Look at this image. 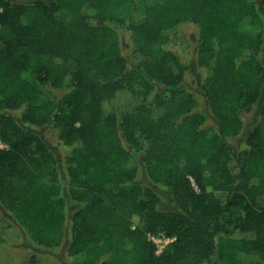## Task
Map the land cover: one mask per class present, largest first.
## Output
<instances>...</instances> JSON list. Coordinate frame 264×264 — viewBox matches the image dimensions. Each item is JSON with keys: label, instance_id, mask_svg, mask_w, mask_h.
I'll list each match as a JSON object with an SVG mask.
<instances>
[{"label": "trees", "instance_id": "obj_1", "mask_svg": "<svg viewBox=\"0 0 264 264\" xmlns=\"http://www.w3.org/2000/svg\"><path fill=\"white\" fill-rule=\"evenodd\" d=\"M0 9L7 217L38 246L65 248L67 264H264V0H0ZM188 24L203 102L169 48ZM48 127L70 148L62 157L38 133ZM140 164L175 211L137 182ZM152 234L172 239L160 254Z\"/></svg>", "mask_w": 264, "mask_h": 264}, {"label": "rangeland", "instance_id": "obj_2", "mask_svg": "<svg viewBox=\"0 0 264 264\" xmlns=\"http://www.w3.org/2000/svg\"><path fill=\"white\" fill-rule=\"evenodd\" d=\"M17 1V0H11ZM149 1V0H147ZM142 14V5L138 7L134 13V19H139ZM249 21L245 20L240 29L242 31H249ZM172 37L174 42L169 46L180 58L187 63L191 68L188 72L184 86L199 97L200 101L202 97L198 90V81L201 77L200 70L195 64V46H196V31L188 24L182 27L175 28L172 31ZM123 45L125 54L131 56V45L128 42L127 37L123 39ZM264 63V48L260 56ZM120 100L118 99V102ZM200 102V104H201ZM256 111L253 110L251 113L244 115L245 129L243 134L248 130L252 121L256 118ZM39 135L49 144L52 150L58 157H62L68 153L70 148L62 145L58 141L57 132L52 128H45L39 130ZM235 145L238 144L240 147L243 145V135L234 141ZM137 182L146 186L151 187L161 197V208L169 211H175L176 206L173 202L169 189L154 185L147 177L145 167L140 164L139 172L137 175ZM133 225L138 222V217H133ZM242 234H235L233 238H240ZM226 236L219 238L220 242H223ZM244 237V236H243ZM215 257H212L210 261H206L203 264H212ZM67 258L65 255V248L60 251L46 250L37 244H35L31 238L17 226L12 218L7 217L4 211L0 209V264H67Z\"/></svg>", "mask_w": 264, "mask_h": 264}, {"label": "built area", "instance_id": "obj_3", "mask_svg": "<svg viewBox=\"0 0 264 264\" xmlns=\"http://www.w3.org/2000/svg\"><path fill=\"white\" fill-rule=\"evenodd\" d=\"M1 10V9H0ZM6 148V144L0 138V150ZM150 240L156 246V253L160 254L166 248V246L172 241L170 238H166L163 235H149Z\"/></svg>", "mask_w": 264, "mask_h": 264}]
</instances>
